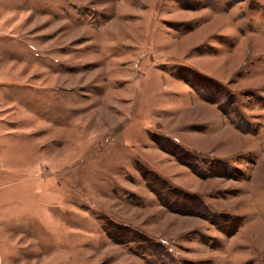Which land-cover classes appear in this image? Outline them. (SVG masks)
<instances>
[{
	"label": "rangeland",
	"instance_id": "374dc122",
	"mask_svg": "<svg viewBox=\"0 0 264 264\" xmlns=\"http://www.w3.org/2000/svg\"><path fill=\"white\" fill-rule=\"evenodd\" d=\"M0 264H264V0H0Z\"/></svg>",
	"mask_w": 264,
	"mask_h": 264
}]
</instances>
